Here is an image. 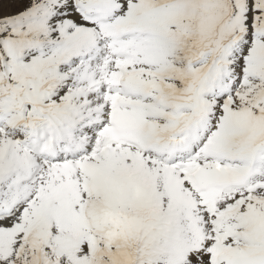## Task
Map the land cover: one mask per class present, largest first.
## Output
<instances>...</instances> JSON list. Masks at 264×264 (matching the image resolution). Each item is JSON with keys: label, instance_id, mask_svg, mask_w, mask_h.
I'll return each mask as SVG.
<instances>
[{"label": "snow or ice", "instance_id": "snow-or-ice-1", "mask_svg": "<svg viewBox=\"0 0 264 264\" xmlns=\"http://www.w3.org/2000/svg\"><path fill=\"white\" fill-rule=\"evenodd\" d=\"M0 264H264V0H0Z\"/></svg>", "mask_w": 264, "mask_h": 264}]
</instances>
